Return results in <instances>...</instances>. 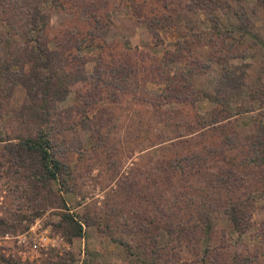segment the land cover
I'll list each match as a JSON object with an SVG mask.
<instances>
[{
    "label": "rangeland",
    "instance_id": "374dc122",
    "mask_svg": "<svg viewBox=\"0 0 264 264\" xmlns=\"http://www.w3.org/2000/svg\"><path fill=\"white\" fill-rule=\"evenodd\" d=\"M43 42L76 57L58 101ZM0 264H264V0H0Z\"/></svg>",
    "mask_w": 264,
    "mask_h": 264
},
{
    "label": "trees",
    "instance_id": "16d2710c",
    "mask_svg": "<svg viewBox=\"0 0 264 264\" xmlns=\"http://www.w3.org/2000/svg\"><path fill=\"white\" fill-rule=\"evenodd\" d=\"M28 13L31 15V21H28L27 24H32L33 22V29L32 28L29 29L27 34L29 37H32V35H29L30 31H34V30L39 31V30L45 29V27L48 24V20L44 18L45 16L42 14L44 12L40 8L37 10L34 9V11H29ZM93 16L95 18V22L93 24V29H90L89 31V34L91 36H93L94 34L95 27L99 26V23L104 20V19H101L102 16L99 17V20L96 14H92V17ZM31 41H32V38H31ZM25 50L33 58L32 61H35L38 65L40 64L39 66L46 68L47 70L50 69V73H47V75H43L42 76L43 79L41 80L37 78V76L35 75L34 80H37L38 82L35 81V83L32 84L31 86L34 87V85H37V84L42 85L41 93L44 94L43 101L49 100L50 102V99H52L51 101H58L59 99H61L62 98L61 95L66 94L68 87L72 81V78H71L72 72H70L69 77H67L66 74L61 73L60 71L62 70L63 72L66 67H69L70 69H72V62L76 60L75 59L76 57L73 56L72 54V47L71 48L67 47L64 53L62 54L59 51L51 50L48 47V44H46V42H43L40 45H33V46L28 45L25 48ZM63 76L67 77L65 81H67L69 84H66L64 83V81H62ZM50 93H54L53 94L54 96L49 97ZM49 102H46V103L48 104ZM43 106L44 104L42 103L38 107H43ZM41 115H42L41 117H43L42 119L45 120L48 115V108L46 106L44 107V110L41 112ZM214 131L219 132L221 130H214ZM222 133L224 134V136L222 137V140L223 142L227 144L233 143L232 141L238 138L237 135L232 137L231 135H227V133L224 131H222ZM212 135H216V134L213 133ZM51 146L52 144L50 142V139L48 138V134L42 132L36 137V139L32 138L30 140H27L26 149H29L31 150V152L38 155V158L40 160L39 162L40 165L37 167V169L35 168L34 170L35 172L33 174L35 176H38V178L39 177L40 178L49 177L50 179H53L56 181V179L58 178V174L62 169V166H61V162L53 156L52 149H50ZM254 147L255 146L250 147V148L253 149ZM201 156H202L201 152L197 154H193V155L188 154V152H186L185 154H180V156L171 158L170 162L172 163L165 166L164 170L171 169L170 171L172 173H175L180 176H184L188 174L189 172H191V170L195 169V167L199 166L198 161L196 159L201 158ZM252 157H256V155ZM253 160L254 159H252L251 157H248L247 155L246 158L245 157L242 158V161L240 160V163L236 161L235 165L243 164V165L248 166V164L254 163ZM227 163L230 164L232 168H234L233 166L235 165L229 162ZM230 166L228 168H231ZM218 180H222L224 182L225 179L223 177V178H218ZM231 206H232V213L234 212L236 214L235 217L232 216L231 220L234 223L235 227L237 228L241 227L242 223L240 222H242L244 218L236 217L237 214H239L240 207H236L235 204H232ZM209 223L211 222L209 221ZM81 230H82V227L81 225H79L78 233H80Z\"/></svg>",
    "mask_w": 264,
    "mask_h": 264
}]
</instances>
